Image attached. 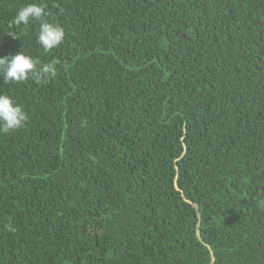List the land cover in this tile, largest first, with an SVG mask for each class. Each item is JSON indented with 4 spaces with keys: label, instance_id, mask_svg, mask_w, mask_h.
Here are the masks:
<instances>
[{
    "label": "trees",
    "instance_id": "obj_1",
    "mask_svg": "<svg viewBox=\"0 0 264 264\" xmlns=\"http://www.w3.org/2000/svg\"><path fill=\"white\" fill-rule=\"evenodd\" d=\"M20 51L59 64L0 76V264H264V0H0Z\"/></svg>",
    "mask_w": 264,
    "mask_h": 264
},
{
    "label": "clouds",
    "instance_id": "obj_2",
    "mask_svg": "<svg viewBox=\"0 0 264 264\" xmlns=\"http://www.w3.org/2000/svg\"><path fill=\"white\" fill-rule=\"evenodd\" d=\"M45 8L43 5L33 2L22 6L15 18L14 24L27 26L31 21L39 22V30L36 37L37 43L45 53L59 47L65 39V29L56 23L45 22ZM40 62L37 59L20 51L10 57H0V76L5 84L20 83L29 76L38 81L50 80L57 75L59 61L51 62L37 68ZM28 117L22 106L17 104L9 95L0 93V134H9L20 129ZM264 203V201H261ZM9 231H14L11 223Z\"/></svg>",
    "mask_w": 264,
    "mask_h": 264
}]
</instances>
